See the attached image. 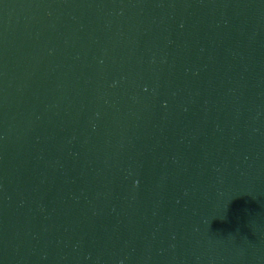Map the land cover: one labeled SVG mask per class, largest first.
<instances>
[{"label": "water", "instance_id": "water-1", "mask_svg": "<svg viewBox=\"0 0 264 264\" xmlns=\"http://www.w3.org/2000/svg\"><path fill=\"white\" fill-rule=\"evenodd\" d=\"M0 264H264V0H0Z\"/></svg>", "mask_w": 264, "mask_h": 264}]
</instances>
